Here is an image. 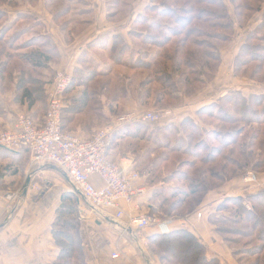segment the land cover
I'll list each match as a JSON object with an SVG mask.
<instances>
[{
    "label": "trees",
    "instance_id": "obj_1",
    "mask_svg": "<svg viewBox=\"0 0 264 264\" xmlns=\"http://www.w3.org/2000/svg\"><path fill=\"white\" fill-rule=\"evenodd\" d=\"M32 1L0 0V82L13 83L17 104H26L28 109L36 107L37 111L45 107L46 112V88L54 75L50 68L56 57L54 49L47 36L40 34L42 24L33 16L18 12L11 19L2 7L32 4ZM50 2L55 4L51 12L54 22L69 33L77 34L91 24L90 0ZM229 2L233 15L223 0H148L145 10L152 15V20L147 24L134 20L128 31L131 44L120 34L111 36L108 53H104L106 46L101 44L99 61L104 62L108 57L110 65L103 68L98 62L86 60L81 69L71 75V83L63 95L62 129L87 138L97 127L120 113L130 96L142 104L151 100L156 107H162L195 94L214 79L221 63V50L232 41L236 27H244L258 12H261L260 21L247 32L233 59L232 72L235 77L262 82L264 0ZM132 3L133 0H104L106 18H116L122 11L126 14ZM27 21L31 24L25 26ZM142 26L145 27L138 29ZM27 33L33 36L22 39ZM115 66L123 68L124 72L114 74ZM129 70L144 75L138 79L135 89L130 87L133 77L126 73ZM197 113L217 121L211 131L216 144L201 139L184 146L170 145L164 135L159 148L167 150L166 154L150 160L145 157L154 150L140 156L137 154L143 147L137 142L121 144L124 138L157 141L146 124L136 122L132 130L124 126L111 137L108 151L111 159H118L124 152L136 154L142 169L140 174L146 173L148 185L154 187L148 215L160 219L189 215L209 191L247 170L264 173V93L244 95L232 89L199 108ZM238 124L250 130L245 132ZM140 130L149 132L139 133ZM179 165H185L190 172H182L181 168L175 170L174 166ZM173 182L175 184L169 186ZM79 201L74 191L63 192L60 196L52 224V238L59 253L52 264H86L80 235ZM217 210L224 214L214 216L211 222L236 263L264 264V188L225 196ZM232 225L237 227L235 234L243 235L246 241L240 252L233 246L238 240L228 236L232 233ZM148 244L161 264H220L217 258H207L204 244L185 229H171L165 234L156 232L148 237ZM245 256L252 260L244 263Z\"/></svg>",
    "mask_w": 264,
    "mask_h": 264
},
{
    "label": "crops",
    "instance_id": "obj_2",
    "mask_svg": "<svg viewBox=\"0 0 264 264\" xmlns=\"http://www.w3.org/2000/svg\"><path fill=\"white\" fill-rule=\"evenodd\" d=\"M97 2L100 4V0ZM227 2L230 9L224 1L229 13L233 15L232 5L229 0ZM94 3L92 1L93 9ZM147 3L148 0H145L144 6ZM25 14L33 16L42 24V34L47 36L54 49L56 57L50 63L52 75L57 70H65L72 76L81 69L86 60L100 62L98 53L99 50L102 51L101 44L106 46L104 53H107L112 35L120 34L129 44L128 31L137 16L126 13L107 19L106 11L97 14L93 11L91 24L83 31L72 34L68 29H62L55 23L51 14L43 13L41 10L37 13ZM260 18L261 12H258L244 27H236L234 39L221 50V63L214 79L195 94L182 98L180 105L173 108L176 122L190 114L196 117L199 108L207 106L221 96L212 98L210 89L215 87L216 77L221 74L223 63L224 66L226 64L228 66L231 61L229 70L231 76L235 77L232 72L233 59L247 32L259 23ZM235 34L242 35L238 43L235 41ZM110 62L108 59V62L101 67L108 66ZM229 70L228 73L226 71V75H229ZM232 83L231 77L230 84ZM14 97L13 83L0 82V130L10 128L20 113L31 115L38 121L43 119L45 107L43 111H37L36 107L28 109L26 104H17ZM138 102L136 97H128L124 102L123 110L137 113L142 111ZM181 112L182 116L179 114ZM163 123L165 124L163 121L159 122L155 126ZM121 157L131 158L128 155ZM131 159L133 163L128 170H135L140 174L142 169L139 160ZM92 181L98 186L102 185L98 177H93ZM136 184L144 185L146 192L138 196L133 205L122 204L125 214L132 213L135 206H138L139 212L146 213L149 200L154 193V187L146 182V173L140 174ZM245 187L241 179L235 178L208 192L193 213L166 218L171 219L170 230L185 229L194 234L204 244L207 258H217L220 264H237L233 261L231 251L222 237L216 233L211 219L224 214L217 210V206L225 196L239 195L244 192ZM66 191H72L71 183L54 166L36 164L26 149L9 151L0 148V264L53 263L58 256L59 247L52 238V224L60 196ZM80 202L78 205L80 235L86 264H161L148 244V237L156 233L155 228L129 229L125 226L126 215L116 224L110 216L104 218ZM107 213L110 215L111 211ZM113 252L118 253V259L111 258Z\"/></svg>",
    "mask_w": 264,
    "mask_h": 264
},
{
    "label": "built area",
    "instance_id": "obj_3",
    "mask_svg": "<svg viewBox=\"0 0 264 264\" xmlns=\"http://www.w3.org/2000/svg\"><path fill=\"white\" fill-rule=\"evenodd\" d=\"M71 80L68 72L56 71L46 88L47 108L42 121L38 122L26 113L18 114L10 128L0 130V148L9 151L26 149L36 164L54 166L69 179L72 191L79 195L83 204L104 218L110 216L116 224L126 215L125 226L129 229L153 227L160 234L169 232L171 219L141 213L138 206L132 213L125 214L122 204L133 205L146 188L136 184L140 174L128 170L133 163L131 158L112 160L108 154L111 137L116 131L139 121L147 124L157 121L159 115L152 111L124 112L97 127L87 138L63 130V95ZM163 116L171 122L175 119L172 111H165ZM93 177H98L102 185H96ZM245 181H254V175L248 174ZM108 211H111L110 215ZM111 258L118 259V253L113 252Z\"/></svg>",
    "mask_w": 264,
    "mask_h": 264
},
{
    "label": "rangeland",
    "instance_id": "obj_4",
    "mask_svg": "<svg viewBox=\"0 0 264 264\" xmlns=\"http://www.w3.org/2000/svg\"><path fill=\"white\" fill-rule=\"evenodd\" d=\"M50 1L51 0H33L32 4L25 3V4H22V5L16 6V7H11V6H8V5L2 6V7H3V9L7 10L9 16H11L13 18L15 17L14 15L16 13H18V12L19 13H26V12L37 13L39 10H41L43 13L51 14L52 9L55 6V4L52 5L51 4L52 2H50ZM90 1H91V5L90 6H91L92 9H93L92 1L95 2L94 3L95 7H94L93 11L96 14L98 12L99 13L100 12L103 13V12L106 11L104 9L105 6L103 4V0H100V4L97 2V0L96 1L95 0H90ZM223 1H225L226 5L230 9V6H229L227 0H223ZM48 3L51 4V5L48 6ZM144 3H145V0H135V1L133 0V3L131 5V7H130V10H128L129 9L128 8L126 12L128 14H130V13L137 14V16H136V19H138L137 22L138 23H142V24H147V22H151L152 15H150L149 13L146 12L145 6L147 4L144 6ZM77 6L79 7L80 5H77ZM84 7H86V6H84ZM263 7H264V5H263ZM74 8H76V7H74ZM124 13H125V11H122V15H124ZM20 24L21 23H19V25ZM28 24H31V23H29V21H27L24 25L26 26ZM132 25H134V23H132ZM144 27L145 26H142V27H139L138 29H143ZM40 34H42V33H40ZM25 35H26V37L24 36L22 39L28 38L29 36H31V37L33 36L32 33L31 34L27 33ZM241 37H242V35L235 34V41L238 43L240 41ZM233 39H234V37H233ZM127 41H129V39H127ZM129 44H131V42H129ZM107 62H108V57H107V59L104 62H98V64L100 66H102V65H105ZM110 64H111V62H110ZM230 66H231V61L229 62L228 66H227V64L224 66V63H223V65L221 67V70H220L221 74L217 75V77H216L217 78V81H216L217 83H216L215 87H213L214 90H213V88L210 89V94L213 95L212 98H215V97L220 96V95L222 96V95L226 94L229 90H232V89H236V90L240 89L244 93V95H248L250 93H264V80L263 79H262L263 80L262 82H259L257 80H250L248 78H241V79L235 78V77L231 76V73H230L231 71L229 70ZM228 70H229V75H226V71L228 73ZM61 71H65V70H61ZM116 72H124V69L121 68V67L115 66L114 69H113V73L115 74ZM55 73L56 72H54V75H55ZM126 73H128V75L133 77L132 82L130 83V85H131L130 87H133V89H135V87L137 88L138 79L144 77V75L140 74L139 71H135V70H129V72L126 71ZM54 75L52 76L51 79H53ZM231 77H232V81H233L232 84H230ZM126 81H128V80H126ZM219 81H221V82L218 83ZM210 82H208V83H210ZM212 83H211V86H212ZM206 85H205V87H206ZM151 86H153V88H156L155 84H152ZM180 101H178L177 103H175L173 105L162 106V107H159V106L156 107V105H154L151 100L148 101L147 103H144V104H142L139 101L138 103L140 105V109L142 110L140 112L152 111V112H155L156 114L159 115V119L157 121L149 122L148 124L146 122H141V121L138 122V123L146 124L147 128H149V130L154 132L153 136L157 138V141H155L153 139L148 140V141H146V139H145V141L144 140H140L139 141V140H130L128 138H124L123 141H121V144H126V143H128L130 141L137 142L140 146L143 147L142 150L139 152V154H137V155H140V156H143L144 152H150L149 150H154V151L151 152L149 157H147V158L145 157V159L149 158L150 160H153V159L157 158L159 155L160 156L161 155L164 156L166 154L165 152H167V150L159 148V146L163 145L164 141H162L161 138L164 135H167L166 138L169 141L170 145L178 143V144L184 146L186 144L193 143V142L201 140V139L205 140L209 144H216L217 143L216 140H214L212 135H211V131L215 128V125H217V121L216 120H214V119L211 120V119H208L207 117L200 116V115H198L197 112H196V117L193 114H190L189 116L182 117L178 122H176L175 114H173V116H175V119L172 122L168 121L166 119V117L163 116V113L165 111H170V112L172 111V113H173V108L179 106L180 103H181ZM128 111H125V110L122 109L121 112L118 113L116 116H118V115H120V114H122L124 112H128ZM179 114L182 116L183 113L181 112ZM180 115H179V117H180ZM204 119H205L206 122L204 121ZM162 121L165 122V124L163 123L162 125L160 124L159 126H155V124H158L159 122H162ZM133 124L134 123L126 125V126H128L126 128V130H128V129L132 130L134 128ZM238 126L244 128L245 132L250 130L249 127L244 126V124L243 125H239L238 124ZM164 128H167V129H164ZM148 132L149 131H147V132L146 131L143 132L141 130L139 131V133H144V134L145 133L148 134ZM145 137H147V135H145ZM119 155H120V157H121V155H128L131 158H133L134 161L138 160V156L136 154H134V153L124 152V154H119ZM119 155H118V157H119ZM185 160H191V159L189 157H185ZM174 167H176L175 170H179L181 168L182 172L183 171L190 172V170L185 165H179V166H174ZM178 174H179V172H178ZM248 174L254 175V181H251V182L245 181V177ZM162 175H165V174L163 173ZM237 178L241 179L242 182L246 186L245 189H244V192L241 193V194L257 191L258 189L264 188V180H262V179H264V173H256V172H254L252 170H247L245 173H243L242 175L238 176ZM174 184L175 183L173 182L169 186H173ZM178 184H180V183L178 182ZM165 188H167V187H165ZM206 195L207 194L204 195V198L206 197ZM217 216H220V215H217ZM173 217H175V216H173ZM167 218H169V217H167ZM232 226H233L232 229H231L232 233H230V235H228V236H230V238H235V239L238 240L239 243H234L233 246H234V250H239V251H236V252H240V250H242L246 246V241H245V238H244L243 235L235 234V233L238 232L236 230L237 227L235 225H232ZM253 244L256 245L255 242ZM246 257L247 256H245L244 263H247L248 261L252 260L251 258H246ZM233 261L236 263L234 258H233Z\"/></svg>",
    "mask_w": 264,
    "mask_h": 264
}]
</instances>
